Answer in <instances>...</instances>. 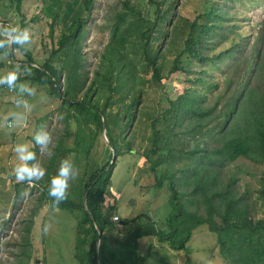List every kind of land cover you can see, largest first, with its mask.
<instances>
[{
  "label": "rangeland",
  "instance_id": "1",
  "mask_svg": "<svg viewBox=\"0 0 264 264\" xmlns=\"http://www.w3.org/2000/svg\"><path fill=\"white\" fill-rule=\"evenodd\" d=\"M124 1L94 0L92 14L87 17L88 14L83 12L86 22L83 35L78 39L79 45L67 47L66 54L58 50L60 27L55 31L52 20L44 15L43 0H23L21 3L0 0V14L14 17L17 9L22 11L17 12L18 15L27 16L26 29L30 38L23 44L32 52L37 64L42 65L51 58L59 73L61 92L69 90L73 83L74 90L69 91L82 98L101 66L106 47L111 42L115 16L123 10ZM130 1L139 2L146 18L156 22L149 32V43L163 53L165 80L163 83L153 81L151 70L140 72L146 80L142 95L144 107L133 128L121 132L119 143L124 154L114 162L106 195L107 209L112 210L120 222L115 221L114 231L104 234L98 241L99 259L110 264L118 259L128 264L140 261L142 264H227L218 245V235L211 233L207 226L193 230L184 250L172 249L167 238L159 236L160 233L170 234L167 218L173 209L169 183L165 181L158 187L157 179L175 174V183L180 190V178L188 177L190 185L185 191L188 194L192 190L193 177L188 171L182 172L197 161L190 153L202 147H213L212 140L224 128L227 119H217L208 122L204 128L191 130L197 120L188 110V95L202 97L206 106L218 98L219 111L229 95L239 91V82L243 87L248 75H252L250 71L258 53L264 55V0H157L168 12L163 20L156 19V8L148 5L146 0ZM213 5L228 12L221 21L219 38L209 43L204 53L213 60L200 62L185 56L184 60L189 63L185 65L186 71L170 75L174 59L184 49L187 37V32H183L187 30L184 20L203 22L199 16L208 13ZM11 19L7 17L0 22L9 21L14 27L21 26L22 20ZM2 25L0 23V27ZM232 45L237 46L229 55L226 51ZM54 51L57 52L52 57ZM68 60L73 65L68 64ZM12 64L11 56L0 54V75L9 71L17 73L11 86L0 83V264H80L76 246L82 212L53 207L43 188L44 185L52 187L51 180L58 175L65 161L71 164L66 194L72 193L82 176L84 159L81 166L75 155L60 153L53 159L58 146L61 145L62 150L74 146L73 132L77 125L68 120L69 111L60 98H53L46 86L28 78L31 71L17 63ZM71 71H74L75 81L69 78ZM200 78L204 82L191 81ZM252 83L253 87L262 88L264 72ZM154 119L157 120L156 129L152 127ZM186 130L188 134H185ZM45 133L49 135L48 143L38 144L34 137ZM123 137L130 145L122 140ZM157 137L159 150L153 154L151 149ZM97 140L92 158L106 162L109 157L102 158L107 143L104 133H100ZM17 145H25L24 152H33V157L22 161L21 154L14 151ZM154 163L158 164L157 173L152 168ZM20 164L43 169L44 174L39 178L26 177L33 178L35 181L32 182L26 183V178L17 181L14 168ZM50 165L53 166L49 168ZM222 173L224 184L233 177L237 180L232 185L233 194L236 199H241L254 220H264L261 194L264 166L240 159L229 164ZM204 211L200 203L193 206L187 203L179 234H187L189 228L204 216ZM215 220L220 221V217L216 216ZM135 237H138V255L142 260L137 259L133 248ZM80 252L82 254V250ZM93 261L100 264L96 258Z\"/></svg>",
  "mask_w": 264,
  "mask_h": 264
},
{
  "label": "trees",
  "instance_id": "2",
  "mask_svg": "<svg viewBox=\"0 0 264 264\" xmlns=\"http://www.w3.org/2000/svg\"><path fill=\"white\" fill-rule=\"evenodd\" d=\"M22 1L18 0V3ZM80 1L88 14L87 16L91 15L94 0ZM146 1L148 5L156 8L157 20L165 19L168 12L161 8L162 4L159 1ZM225 15H228V12L226 13L222 7L220 9L217 5H213L208 13L199 16L203 22L184 20L185 28L188 30L183 31L187 32L184 49L174 59L170 75L186 71L185 65L189 63L184 60L185 56L200 62H204L206 59L213 60L209 56L206 57L204 53L208 44L214 43L220 36L221 21ZM50 16L52 18L51 25L56 31L59 12L54 10ZM26 21L22 20L19 28L26 29ZM85 22L84 17L77 16L67 28L60 30L57 40L58 50L66 54L67 47L79 45L78 39L83 35ZM0 23L3 24L0 29L5 26L14 27L13 24H9V21ZM154 25L156 22L146 18L139 2L132 3L130 0L123 2V10L115 16L111 28V42L106 47L101 66L95 71L94 78L87 86L82 98L69 91L74 90L73 83L69 90L60 91L59 73L53 62L50 61L51 58L40 65L36 63L32 52L24 44L0 43V54L11 56L12 65L17 63L31 71L32 75L28 78L38 85L46 86L48 94L53 98H60L62 105L69 111L68 120L77 125V130L73 132L74 146L64 150L61 145L58 146L53 159L60 153L75 155L80 166L81 160L84 159L82 176L74 185L72 193L66 194L65 198L61 200H56L54 196L48 195L49 186L44 185L43 188L53 207L71 212H82L76 246L80 264H95L94 258L98 259L100 264H110L100 261L97 243L104 234L112 233L115 228L112 220L113 212L106 208L107 188L115 168L114 163L111 164L112 153L115 151L117 157L124 154L123 147L119 143L121 132L123 129L133 128L137 116L141 114L144 107L142 95L146 87V80L143 79L140 72L149 73L151 70L153 81L163 83L165 80L162 75L165 67L163 53L160 49L151 47L149 43V32ZM12 34L16 35L15 32ZM0 40L7 39L0 35ZM235 46L237 45L230 46L226 51L227 54L232 55ZM56 52L54 51L52 57ZM17 54H20L23 59L18 58ZM263 58L264 55L258 53L255 65L250 71L252 75L250 77L248 75L243 87L239 86V82L237 87L240 88L239 91L229 95V99L219 111H217L218 98L211 105L206 106L202 97L188 95V110L197 120L191 130L204 128L208 122L217 119L226 118L227 123L213 138L212 141L215 143L213 147H202L190 153L197 161L190 168L182 171L183 173L188 171L193 177L190 193L187 194L185 191L190 185L188 177L180 178V190L175 183V174L162 176L160 180L157 179L158 187H161L165 181L169 183L170 204L173 209L167 218L170 234L160 233L159 236H162L163 239L167 238V242L174 250H184L185 244L191 239L193 230L200 226H207L211 233L218 235V245L227 264L264 263V220H254L251 213L241 204V199H236L232 185L237 180L233 177L224 184L221 177L222 171L229 164L240 159L264 166V84H262V88L252 85V81L260 78L264 72ZM70 63L73 65L71 60H68V64ZM73 72H69L71 81H75ZM191 81L204 82L202 78ZM260 83L261 81H259ZM115 95L117 97H114ZM167 110L170 112V109ZM168 111L165 112L168 113ZM103 119L106 122L105 134L108 142L105 143V153L102 158L109 157L106 162L92 158V152L98 141L97 137L104 130ZM156 122V119L152 122L154 129H156ZM185 134H188L187 130ZM122 140L130 145L124 137ZM129 150L131 151V149ZM158 150L157 137L153 142L151 152L157 154ZM52 166L50 165L49 168ZM152 168L157 173L158 164L154 163ZM32 181L35 180L33 178L25 180L26 183ZM181 188L183 189L181 190ZM261 194L264 198V188L261 190ZM86 196L88 210L84 205ZM187 203L192 206L200 203L205 208V214L189 228L187 234L182 235L179 234L182 228L180 220L184 216ZM216 216L220 217V221L215 220ZM181 235L182 237L178 238ZM137 240L138 237L133 239V248L137 259L142 260V257L138 255ZM142 262L140 261L138 264H142ZM112 264L128 263L118 259Z\"/></svg>",
  "mask_w": 264,
  "mask_h": 264
},
{
  "label": "clouds",
  "instance_id": "3",
  "mask_svg": "<svg viewBox=\"0 0 264 264\" xmlns=\"http://www.w3.org/2000/svg\"><path fill=\"white\" fill-rule=\"evenodd\" d=\"M15 32L16 35H12ZM0 35L7 37V40L0 41V43L7 44V43H20L23 44L25 41L29 40V32L27 29H22L16 27H8L5 26L3 29H0ZM17 79V73L15 71H9L6 75H0V83H6L9 86L13 84L14 81ZM27 91H31V89H26ZM35 140L38 144L46 145L49 141V135L47 133L42 135H36ZM25 145H17L14 151L20 153V159L22 161H27L31 159L34 155L33 152L28 151L24 152ZM71 171V164L68 162H62L61 167L59 168L58 175L51 180L52 187L49 189V196H54L56 200L64 199L66 196V188H67V178ZM15 172V179L17 181L23 180L26 177H41L44 174L43 169H38L36 167H28L26 164H20L19 166L14 168ZM74 174V173H73ZM116 215L112 217L113 218ZM118 217V216H117ZM119 218V217H118ZM120 222V219L118 220Z\"/></svg>",
  "mask_w": 264,
  "mask_h": 264
},
{
  "label": "crops",
  "instance_id": "4",
  "mask_svg": "<svg viewBox=\"0 0 264 264\" xmlns=\"http://www.w3.org/2000/svg\"><path fill=\"white\" fill-rule=\"evenodd\" d=\"M54 10H57L59 12L58 26L60 27V30H64L65 28H67L75 20L77 16L84 17L83 12H85L80 0H43L42 11L44 12V15L49 16L48 18L52 19L50 15L52 14ZM14 11H15L14 17L13 16H3L2 14H0V19H6L7 17H11L12 18L11 20L13 19L14 20H28L27 16H25L24 14H22L23 16H20L17 14V12L22 13L21 10L19 11L15 9ZM0 12H1V9H0ZM63 24L65 25L64 27H62ZM110 206H113V205H110ZM106 208H108L107 204H106ZM146 228H149L148 225ZM97 246H98V243H97Z\"/></svg>",
  "mask_w": 264,
  "mask_h": 264
},
{
  "label": "water",
  "instance_id": "5",
  "mask_svg": "<svg viewBox=\"0 0 264 264\" xmlns=\"http://www.w3.org/2000/svg\"><path fill=\"white\" fill-rule=\"evenodd\" d=\"M103 128H104L103 133H104L105 138H106V140L108 142V139H107L106 134H105V131H106V122H105V119H103ZM116 158H117V153L114 151L113 152V157H112L111 164H113L115 162ZM84 204H85L86 209L88 210V206H87V196L85 197Z\"/></svg>",
  "mask_w": 264,
  "mask_h": 264
},
{
  "label": "built area",
  "instance_id": "6",
  "mask_svg": "<svg viewBox=\"0 0 264 264\" xmlns=\"http://www.w3.org/2000/svg\"><path fill=\"white\" fill-rule=\"evenodd\" d=\"M113 219H114V220H116V221H118V220H119V218H118L117 216H115Z\"/></svg>",
  "mask_w": 264,
  "mask_h": 264
}]
</instances>
